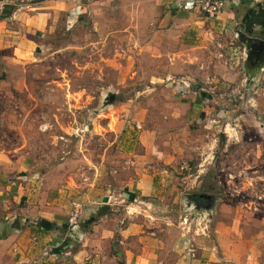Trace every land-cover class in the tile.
<instances>
[{
    "label": "rangeland",
    "instance_id": "obj_1",
    "mask_svg": "<svg viewBox=\"0 0 264 264\" xmlns=\"http://www.w3.org/2000/svg\"><path fill=\"white\" fill-rule=\"evenodd\" d=\"M60 1L34 57L4 62L0 154L9 158L0 159V215L17 212L18 187H7L18 180L39 199L52 192L49 201L66 212L80 204L81 231L106 220L93 201L112 199L117 243L119 226L132 220L172 242L190 238L188 246L219 220L241 217L264 232V72L250 89L224 80L222 69L238 71L243 56L225 53L222 38L202 61L175 70L173 51L165 42L154 51L153 31L137 27L121 0ZM144 173L154 179L146 197L137 190ZM206 190L216 206L221 199L212 228L195 221L186 200Z\"/></svg>",
    "mask_w": 264,
    "mask_h": 264
},
{
    "label": "crops",
    "instance_id": "obj_2",
    "mask_svg": "<svg viewBox=\"0 0 264 264\" xmlns=\"http://www.w3.org/2000/svg\"><path fill=\"white\" fill-rule=\"evenodd\" d=\"M121 1L127 5L130 20H136L137 27L146 24L153 31L154 51L163 49V42L168 51H173L170 59L175 70L202 61L204 51H215L216 39L222 38L218 45L225 47V53L244 49L239 40L240 31L264 39V0H225L224 10L215 16L203 14L197 0ZM61 4L60 0H0V82L7 59L28 61L39 51L53 10ZM126 30L132 31L130 26ZM245 58L238 71L226 66L221 75L226 81L241 82L250 89L264 72V69L260 71L263 62L245 64ZM181 84L176 88L183 89ZM8 158L9 155L0 154V159ZM22 182L15 180L11 182L15 186L7 187L12 191L18 187L15 190L18 194L13 196L17 215L7 209L0 215V264H116L117 261L121 264H264L263 230L249 231L239 222L241 217L232 222L219 220L213 227L221 199L207 213L194 212L196 222L202 221L213 229L197 240L194 237L192 246L186 245L182 237L176 242L167 240L155 229H147L134 220L119 226L121 241L117 243L113 241L114 225L108 222L111 218L104 214L113 205L112 199L102 205L93 201V210L101 216L104 214L106 220L95 222L93 232L81 231L66 224L71 206L66 212V205L57 203V199L49 201L52 192L39 199ZM153 187L151 174L144 173L137 181L142 197L149 196ZM199 193L214 197L208 190ZM192 194L196 193L186 194V200Z\"/></svg>",
    "mask_w": 264,
    "mask_h": 264
},
{
    "label": "water",
    "instance_id": "obj_3",
    "mask_svg": "<svg viewBox=\"0 0 264 264\" xmlns=\"http://www.w3.org/2000/svg\"><path fill=\"white\" fill-rule=\"evenodd\" d=\"M239 40L244 44V49L246 51V58H245V64L249 63H256L258 64L260 61L263 63H260V71L264 69V39H259L253 36H250L249 34L240 31L239 32ZM115 92L109 91L106 96V102L109 99L111 102L115 99ZM105 102V104H106ZM209 197V196H208ZM105 202L108 201V197H104L103 199ZM76 229L80 230V226L76 225Z\"/></svg>",
    "mask_w": 264,
    "mask_h": 264
},
{
    "label": "built area",
    "instance_id": "obj_4",
    "mask_svg": "<svg viewBox=\"0 0 264 264\" xmlns=\"http://www.w3.org/2000/svg\"><path fill=\"white\" fill-rule=\"evenodd\" d=\"M197 6L198 9L205 15L208 16H215L222 12L226 6V1L225 0H197ZM241 55L243 58L246 57V51L243 49L241 51ZM82 211H81V205L74 202L73 207L69 213L68 217V224L70 226H76L80 222V217H81ZM190 232V229L187 230V233ZM186 238H189L186 236ZM185 244H190L191 239H185L184 240Z\"/></svg>",
    "mask_w": 264,
    "mask_h": 264
},
{
    "label": "flooded vegetation",
    "instance_id": "obj_5",
    "mask_svg": "<svg viewBox=\"0 0 264 264\" xmlns=\"http://www.w3.org/2000/svg\"><path fill=\"white\" fill-rule=\"evenodd\" d=\"M187 199H189V201H187L188 206L196 213H205L206 210L210 211L217 204V198L215 199V197H210V195L206 193L192 194L188 196Z\"/></svg>",
    "mask_w": 264,
    "mask_h": 264
},
{
    "label": "trees",
    "instance_id": "obj_6",
    "mask_svg": "<svg viewBox=\"0 0 264 264\" xmlns=\"http://www.w3.org/2000/svg\"><path fill=\"white\" fill-rule=\"evenodd\" d=\"M108 213V210H107V212L106 213H104V214H107ZM43 223H47L48 224V222H46V221H43Z\"/></svg>",
    "mask_w": 264,
    "mask_h": 264
}]
</instances>
